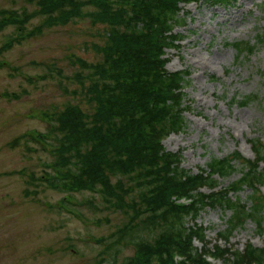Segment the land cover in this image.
<instances>
[{
  "label": "rangeland",
  "instance_id": "374dc122",
  "mask_svg": "<svg viewBox=\"0 0 264 264\" xmlns=\"http://www.w3.org/2000/svg\"><path fill=\"white\" fill-rule=\"evenodd\" d=\"M182 10L188 15L180 12L184 23L174 27L180 36L178 48L167 50L166 69L190 73L182 100L188 109L184 128L163 146L171 153L182 151L181 167L191 173L234 151L252 159L247 141L264 142V46L237 59L228 44H255L264 28V0H237L229 6L201 2ZM35 11L36 5L27 0H0V18L7 12L22 18ZM41 22L34 16L23 30L8 25L0 32V47L9 39L19 40L0 55V264H123L134 253L130 242L151 233L139 229L116 243L112 234L127 222L123 213L108 208L99 193L66 194L47 187L39 178L54 176L51 154L41 144L21 138L46 134L47 113L68 103L88 107L73 94L79 91L74 76L80 70L72 61L96 62L93 46L103 43L101 26L87 18L28 35ZM246 97L252 100L242 105ZM16 138L21 139L11 147ZM234 168L220 180L222 186L239 179L243 167L234 162ZM250 193L243 189L235 196L250 206ZM229 216V211L206 208L195 220L185 219V226H202L210 248ZM231 237L232 251L247 242L264 244V231L258 233L251 221Z\"/></svg>",
  "mask_w": 264,
  "mask_h": 264
},
{
  "label": "trees",
  "instance_id": "16d2710c",
  "mask_svg": "<svg viewBox=\"0 0 264 264\" xmlns=\"http://www.w3.org/2000/svg\"><path fill=\"white\" fill-rule=\"evenodd\" d=\"M36 11L22 18L5 13L0 18V32L8 25L23 30L34 16L42 22L28 35L44 28L63 27L75 19L87 18L101 26L102 45H94L96 62L74 58L79 72L80 102L47 113L46 134L24 135L48 149L54 176L39 178L52 190L73 194L99 193L113 211L121 212L127 222L113 233L116 243L131 233L148 231V238L131 241L134 253L123 264H209L203 258L211 254L224 264H264V248L247 245L244 253L214 246V251L193 248V239L205 238V229L185 219L195 220L208 208L229 211L226 229L218 237L227 241L247 221L255 222L258 233L264 231V145L250 141L253 161L236 152L212 159L206 169L196 174L181 167V153L165 150L161 141L184 128L183 89L188 71H166V50L178 48L180 36L174 27L183 24L181 4L205 3L229 6L237 0H27ZM89 8L90 10H85ZM187 15L186 12H183ZM6 14H9L6 16ZM17 39L0 47V55ZM231 46L237 59L251 55L264 46V28L255 44L235 42ZM3 64H0L2 67ZM60 75V71L57 72ZM44 80L45 77H40ZM64 92L67 91L64 89ZM70 93V92H68ZM13 99H19L11 94ZM251 97L241 102L247 105ZM21 138L12 141L15 147ZM234 162L243 167L241 176L227 186L220 180L236 171ZM49 176V175H48ZM33 178V177H30ZM51 178V179H50ZM34 181V179H30ZM210 189L208 195L200 188ZM263 188V191H262ZM250 189V206L235 195ZM187 199L190 204L178 203ZM231 253L232 259L229 258ZM179 255L182 261L176 262Z\"/></svg>",
  "mask_w": 264,
  "mask_h": 264
}]
</instances>
